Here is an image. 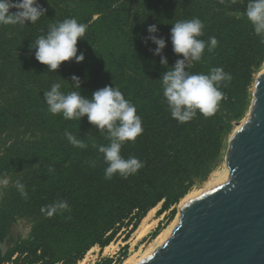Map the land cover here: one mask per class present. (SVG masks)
<instances>
[{
    "label": "trees",
    "instance_id": "trees-1",
    "mask_svg": "<svg viewBox=\"0 0 264 264\" xmlns=\"http://www.w3.org/2000/svg\"><path fill=\"white\" fill-rule=\"evenodd\" d=\"M247 2L38 0L47 11L34 24H0V177L10 178L9 186L0 189V242L17 219H33L28 238L9 237L12 243L4 254L0 250V264H76L91 247L107 246L121 229L126 240L151 208L160 204L158 213L166 211L207 180L223 159L231 122L243 118L249 107L254 75L264 61V43L244 15ZM70 17L87 25L77 42V54L83 51L85 58L64 61L48 72L29 46L49 24ZM194 17L204 23L198 38L206 47L201 60L186 71L207 74L220 67L232 79L221 82L224 95L213 115L197 111L190 121L178 123L160 78L183 58L173 51L172 24ZM151 24L157 25L155 35L166 40L161 55L167 65L154 55L157 46L151 40L144 43ZM212 36L218 44L209 52ZM73 74L81 79L80 90L72 85ZM55 82L61 83V91L77 90L87 97L106 85L119 88L135 105L143 127L134 142L122 145L121 155L135 156L144 166L127 178L117 173L106 179L107 164L98 146L109 143L107 133L87 115L66 120L51 114L43 95ZM65 129L88 146L74 147ZM17 179L25 184L27 199L11 183ZM57 201H66L69 210L50 217L41 212ZM126 245L115 259L94 264H119Z\"/></svg>",
    "mask_w": 264,
    "mask_h": 264
},
{
    "label": "clouds",
    "instance_id": "clouds-1",
    "mask_svg": "<svg viewBox=\"0 0 264 264\" xmlns=\"http://www.w3.org/2000/svg\"><path fill=\"white\" fill-rule=\"evenodd\" d=\"M225 3V0H219ZM236 2V0H232ZM15 8V12L10 9ZM47 9L38 3V0H0V24L24 25L27 22L35 23L45 15ZM244 15L253 26V32L264 43V0H248ZM170 29V38L173 51L182 54L183 58L175 61L174 66L168 68L160 78L162 81L163 97L165 98L171 117L178 123H185L197 115V111L205 117L213 115L219 102L223 99L220 90L222 81H231L230 73L223 68L212 67L207 74L186 71L192 67V62L200 61L206 47V42L198 37L202 36L204 23L198 18L176 21ZM87 25L80 23L76 18H65L47 26L43 32L29 46L35 50V58L47 65L48 72H54L62 62L75 60L80 63L84 60V52L78 53V39L85 37ZM149 36L144 43L151 40L157 47L152 50L154 55H161L166 46V40L158 37L156 24L148 25ZM215 36L209 37L208 51L217 47ZM167 58L161 55L160 64L167 65ZM75 89L81 88L80 77L71 76ZM61 83H52L49 90L44 91L43 99L48 111L53 114H62L66 120H80L87 115L88 121L95 125L101 133H107L109 143L99 145L98 151L103 154L107 164L105 178L111 179L114 174L127 178L142 168L143 162L135 156L124 158L121 147L126 141H135L142 134V119L137 115L134 104L125 98L122 91L116 86L106 85L95 90L91 97L82 95L81 91H61ZM65 137L74 147L86 148L88 145L77 139L65 129ZM93 147H97L94 143ZM20 195L27 199L28 192L25 184L19 179L11 181ZM10 178L0 177V189L7 188ZM2 194V191H0ZM69 210L66 201H57L41 208L46 216L50 217L57 211Z\"/></svg>",
    "mask_w": 264,
    "mask_h": 264
},
{
    "label": "water",
    "instance_id": "water-1",
    "mask_svg": "<svg viewBox=\"0 0 264 264\" xmlns=\"http://www.w3.org/2000/svg\"><path fill=\"white\" fill-rule=\"evenodd\" d=\"M224 164L226 180L181 203L162 244L133 264H264V71L227 140Z\"/></svg>",
    "mask_w": 264,
    "mask_h": 264
},
{
    "label": "rangeland",
    "instance_id": "rangeland-1",
    "mask_svg": "<svg viewBox=\"0 0 264 264\" xmlns=\"http://www.w3.org/2000/svg\"><path fill=\"white\" fill-rule=\"evenodd\" d=\"M254 78H255V75H254ZM252 86H253V84H252ZM251 89H252V87L250 88V94H251ZM247 111H248V109L245 111L243 118L246 116ZM243 118L231 122V126H232L231 132L235 129V127L238 124H240V122L243 120ZM224 167L225 166H224V156H223V159L219 162L217 168L214 171H217V170L222 171ZM211 175L212 174L209 175V177L207 178L206 181L202 182L201 184H196L190 191H195V190L202 188L206 184V182L210 179ZM177 204L172 206L170 209H168L166 211L158 213L159 206H160V204H159L158 208L153 213V216H152L151 221H150V223H152L153 219H154V220H156L155 223H153L147 229L146 233L140 239H136V235L134 234L135 230H134L131 233H129L127 239L125 240L124 234L126 231L121 229L117 233L115 238L108 244L110 246L106 250H105L106 246L102 249L97 245L91 247L89 249V250H91V252H89V250H88V252H89L88 256H87L88 252H86V255H85V256H87V261H86L87 264H91L92 261L94 263L99 262L100 260H102L104 258L115 259L118 256L122 247L125 246L126 244H127L126 245L127 246L126 256L121 260V262L119 264H121L124 261V259L127 258L128 256H131L133 254H140L153 242V238L155 236L154 237L151 236L152 232H154V230H156L157 228H160V230H161L165 225H167L169 222H171L175 218V216L177 214V210H178ZM172 209L174 210V212L171 215ZM170 215H171V217H170ZM32 225H33V219H31V218H19V219H17L14 222V225H12L13 226L12 238H14V240L15 239H26V238H28ZM11 243L12 242L9 241V238H5L6 248H8L11 245ZM98 248H100V249H98ZM85 256L83 258H85ZM86 262H85V264H86Z\"/></svg>",
    "mask_w": 264,
    "mask_h": 264
},
{
    "label": "bare ground",
    "instance_id": "bare-ground-1",
    "mask_svg": "<svg viewBox=\"0 0 264 264\" xmlns=\"http://www.w3.org/2000/svg\"><path fill=\"white\" fill-rule=\"evenodd\" d=\"M264 71V61L260 67V69L257 71V73L255 74V78H254V82L256 77L262 73ZM247 116V114H246ZM246 116L243 118V120L246 118ZM243 120L240 122L242 123ZM239 124L235 127L238 128ZM225 166V164H224ZM211 177L210 179L206 182V184L195 191H190L188 192L185 196H183L180 200L179 203L177 204V209L178 206L183 203L185 200L209 189L210 187L223 182L224 180H226L227 176H228V169L225 166L223 168L222 171H213V173H211ZM159 204L153 208H151L147 214L142 218V220L140 221V223L138 224L137 228L135 229L134 234L136 235V239H140L147 231V229L153 224L155 223L156 220L153 219V222L150 223L151 218L153 216V213L155 212V210L158 208ZM177 218H178V210H177V214L175 216V218L169 222L167 225H165L153 238V242L140 254H133L131 256H128L127 258L124 259V261L121 264H133L136 260L146 256L149 252H151L152 250H154L155 248L159 247L162 242L165 240V238L169 235V233L171 232V230L173 229V227L175 226L176 222H177ZM110 245L105 247V250L109 247ZM89 252H91V250H89ZM89 252L87 253V256L89 254ZM87 256H85V258H83L80 261V264H85V262L87 261ZM87 264V262H86Z\"/></svg>",
    "mask_w": 264,
    "mask_h": 264
},
{
    "label": "built area",
    "instance_id": "built-area-1",
    "mask_svg": "<svg viewBox=\"0 0 264 264\" xmlns=\"http://www.w3.org/2000/svg\"><path fill=\"white\" fill-rule=\"evenodd\" d=\"M12 225H14V223L12 224ZM11 225V227H10V229H12L13 230V226ZM13 232V231H12ZM12 236V235H11ZM98 249H100V248H98ZM88 252V251H87ZM86 255V254H85ZM84 255V256H85ZM15 257V255L12 257V258H14ZM1 264H10L9 262H5V263H1ZM56 264H61L60 262L59 263H56ZM76 264H80V260H78L77 261V263ZM91 264H94V262L92 261L91 262Z\"/></svg>",
    "mask_w": 264,
    "mask_h": 264
}]
</instances>
